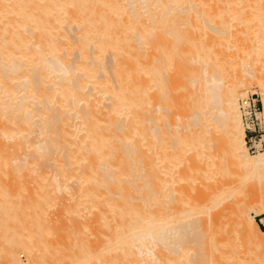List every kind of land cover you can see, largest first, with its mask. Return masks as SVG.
Instances as JSON below:
<instances>
[{
	"label": "bare ground",
	"instance_id": "1",
	"mask_svg": "<svg viewBox=\"0 0 264 264\" xmlns=\"http://www.w3.org/2000/svg\"><path fill=\"white\" fill-rule=\"evenodd\" d=\"M253 86L264 116V0H0V170L12 169L0 196L12 190L23 203L21 184L32 179L42 204L71 223L90 199L87 210L96 203L103 214L94 207L104 220L102 264H264L255 256L264 253V197H220L221 184L196 194L215 207L208 215L186 207L187 187L211 176L221 151L245 170L240 183L264 177L239 105ZM83 175L104 191L70 189ZM47 182L59 200L39 194ZM15 212L0 203L1 222ZM231 225L255 249L251 259L210 245ZM201 228L204 239L213 233L209 243ZM11 249L5 264L30 256Z\"/></svg>",
	"mask_w": 264,
	"mask_h": 264
},
{
	"label": "rangeland",
	"instance_id": "2",
	"mask_svg": "<svg viewBox=\"0 0 264 264\" xmlns=\"http://www.w3.org/2000/svg\"><path fill=\"white\" fill-rule=\"evenodd\" d=\"M246 91H245V98L242 97V98L239 99V105H241L240 104V101L243 102V100L246 99V100H248L251 103V105H252L251 107L253 109H254V107H253L254 104H256V108H257V106L259 108L258 111H257V113H258V117H259V125H260L261 132L258 133L259 136L256 139H250L248 141L247 138H246V145H247V147L249 149V152H250L251 156H257V155H259L261 153H264V116L262 115L263 104H262L260 95L258 93L257 87L253 86V88L251 87V89L246 90ZM241 99H243V100H241ZM240 111H241V106H240ZM243 119H244V122L245 123L247 122L250 125L251 124H254L255 125V122L252 121V118L250 116H246ZM259 139H260V141H258ZM219 155L220 156L217 159V161L219 162L218 163L219 166H218V168H216L214 170L215 172L213 171L214 173L212 172L211 173V176L206 177L207 179L205 178V179H203V181L201 179V182H200V180H196L193 184L191 183V186L190 187H187V190L189 191V193H188V191H186V193L188 194V199L187 200H188L189 203H187V206L186 207H188L187 209H190V211H189L190 213H198V216H201V214H202V216L203 215L205 216V214L206 215L209 214L208 211L210 210V208L211 207H214V206L211 205L212 203L211 204H208V203H210L208 200H204L203 201L200 198L199 195L196 196V194L198 193L199 190L201 191L204 188L209 187V186H211V187L214 188L215 185L219 187V185L222 184L223 187L220 186L221 187L220 189L222 190L221 191L222 195L221 194H220L221 196L219 195L220 197H223V196L225 197L228 194L231 195V193L237 199H242V198L243 199H246L247 198V199H250V200H255V199H259L261 197H264L263 196L264 195V177H261L260 179L259 178H256V177H253L246 184L240 183L241 182V176H243V173L245 172V170L243 168L237 167V165L235 166L231 161H229L227 159L228 157H225L223 155L222 151H221V154H219ZM223 156L225 158V161H223L224 160ZM220 161H222V162L220 163ZM49 170H50V173H51L52 172V168H49ZM194 170L193 169H190L189 171H187V174H188V177L187 178H188V180H189V178H190L191 181L194 179L193 177H194V174L196 173ZM262 171H263V169H262ZM11 172H12V169L0 170V181H4V180L9 179V176H10V173ZM53 172H55V170H53ZM212 176H214V177H212ZM88 177L90 179V176H88ZM88 177H86V176L83 175L82 180H79L80 182L82 181L83 183L81 182L80 184L78 183L79 177H76L78 179H76L73 183L70 182L71 183L70 184V189L72 188L73 191H76V190L78 191V189H83L84 192H85V191H87L86 188L89 189V187H90V190H91V188H92L91 185L93 183L91 184L90 182H92V181H89V179L87 180ZM30 178H32V177H30ZM176 178H177V176H176ZM176 178L173 177V179H171V182L173 183L172 186L175 185L174 183H176V185L180 183L179 177L177 178L178 180ZM94 179H95V184L94 185H96L97 183L98 184L100 183L99 180H96V178H94ZM174 179H176V181ZM29 180H31L30 183H28ZM29 180L26 181L27 184H26V182L24 183L23 181H22L23 182L22 184L20 182L21 187L22 188L25 187L24 188V191L22 190L21 192H24V195L25 196H26V194H29V196L28 195L27 196L30 197L28 199V198H26L27 196L26 197L23 196V198H24V199H22V202L23 203H20L21 202L20 199L22 198V196H21V198H19V195L15 191H12V190H5L2 193V196H0V203H2L4 205L10 206V209L12 208L13 210L15 208V210L17 212V213L15 212V215L17 214L16 215V219L12 216L13 217L12 219L11 218H8L7 220H4V221L2 220V222L0 221V264H5L6 263L5 262L6 261V259H5L6 256L4 258V261L1 258H3V255H6V254L9 253V252H6L5 253L7 244H8V246L10 248L17 249L16 250V251H18L17 253L22 252V250L25 249V248L27 249V251H29L28 253L30 254V256L27 253H24L23 252L22 255H21V257L19 258L20 262L23 263V264L24 263L27 264L30 261L32 262V263L30 262L31 264H42V263L43 264H48V263L49 264H51V263L52 264H54V263L55 264H59V263L60 264H65L66 261H67L66 264L67 263L70 264L72 262H75V260H77V259H78V261H80L79 259H80L81 256H83L84 253L88 255V256L86 255L85 258H84V260L86 262L85 264H88V263L89 264H95V263L96 264H99V263L102 264L103 263V254H104V252H103L104 251L103 250V247L104 246L103 245L105 243V241H104L105 240L104 239V235H102L104 233V226H103L104 223H102L104 220H101V219L99 220V217L102 218L103 214L99 212V210L101 208H99V207L97 208L98 205L96 206V203H95L96 201H93L95 203V205L92 204V206H94V207L96 206L95 209H97V210L99 209L98 210L99 213H97V210H95L94 207H92L91 205H90V207H92L93 209L90 208V211L87 210L88 207H89L88 205L91 204L92 201H91V203H88V202H90V199H86L85 200L84 197H83V200L81 202L82 204L80 203L81 204V207H80V211H79L80 214H81L80 215L81 216V219H79L80 218L79 216H77V218L79 220H81V221L83 220L82 222H84V223L80 222L76 218H73L72 219V222L73 223H71L70 222L71 219L70 218H66V217H62V215H59L60 213L58 212V210H55V209L52 208V210H53L52 211V210H50L51 208L50 209H49V207L47 208V204L46 203L43 202V204H42V201L44 199L40 198V196L38 198L37 197V193L34 190V188L37 189V187L35 186L36 181H35V184H34V183H32L33 182L32 179H29ZM91 180H93L92 177H91ZM87 181H88V183H87ZM96 181H97V183H96ZM205 182L208 183V184H206ZM47 183H49V182H47ZM47 183H45V185H43V187L46 186L45 189H44V191H43V189H41L43 192H41V190L39 189V191L41 192V193L39 192V194H41V196H43V194H45V193L48 194V193L51 192L50 193V196H52L53 198H57L56 201L59 200L58 198H60V196L56 195L57 194L56 191H53L54 194H55V195H53L52 194L53 192L51 190V189L56 190L55 189V187H56L55 185L56 184H54L53 182H50L49 184H47ZM195 183H197V185ZM67 185H69V182L67 183ZM87 185H88V187H87ZM99 185H101V183ZM99 185H98V187H99ZM206 185H208V186H206ZM26 186H30V187H26ZM51 186H53V188L49 189ZM61 186H63V185H61ZM202 186H203V188H201ZM65 187H68V186L64 185L63 188H65ZM101 188H99V191H100ZM195 188H198V189H195ZM95 189H96V187H95ZM92 190L94 191V187L92 188ZM101 190L104 191V189H101ZM61 191H63V189H61ZM95 191L93 193H95ZM99 191H96V192H99ZM175 191L177 193V189ZM57 192H60V191H57ZM58 194L62 195L64 193L61 194V192H60ZM6 195H10V197H9L10 199H7V202H6V199H4L5 198L4 196H6ZM22 195H23V193H22ZM233 195H231V196H233ZM44 196H46V195H44ZM198 196H199V198H198ZM61 197H63V195ZM159 197H162V196L159 195ZM162 199L164 200L165 198L162 197ZM4 200H5V202H4ZM39 201H41V202H39ZM159 201H161L160 198H159ZM227 201H229V199ZM29 203L31 205H29ZM36 203H37L38 206H36ZM162 203L158 204L159 206H157V208L160 209L159 210L160 212L163 211L166 214V210H165L166 209V206H164L165 203H166V201H163ZM208 205H210V206H208ZM84 206L85 207L87 206V207L85 208ZM160 206H161V208H160ZM163 206H164V208H162ZM206 206H207V208H206ZM193 207H194V209H192ZM260 207H262V205ZM208 208H209V210H207ZM37 209H39V210H37ZM211 210H212V208H211ZM93 211L95 213L94 216H92ZM101 211H102V209H101ZM96 213H97L98 216H99V214H102V215L99 216V217H97ZM164 213H162L163 216H164ZM42 214H44V215H42ZM54 215H55V217H54ZM95 216L97 218V221L96 222H94L95 221L94 220L95 219ZM18 217H19L20 220L18 219ZM44 217L46 219H47V217H52V218L54 217L55 218V219L53 218L54 219V222H53L54 224L53 223L50 224L49 222L46 223L47 221H45L46 219ZM92 217H93V219H92ZM17 220H19V221H17ZM256 220L258 221V223H259V220H262L263 221L264 220V212H262L258 217H256ZM65 222H67L68 224L67 223L65 224ZM79 224H81V225L79 226ZM43 225H44V227H47V229L43 228ZM49 225L51 226V229L52 230L50 229V226ZM53 225H54V227L52 228ZM64 227L66 229H64ZM73 227H75V228H73ZM89 227H90V229H89ZM229 227L231 229V230L229 229L230 231L227 228L225 229L222 226L221 227L222 228V231H221V229H219L216 232L215 237H211V238H213L211 240L209 239L210 242L212 243L210 245H213L212 248L215 250V253L216 252H219L221 250V248H224V247L227 248L228 247L229 249L228 248L227 249L230 252H231V248H232V250L234 249L236 251L235 252L233 250V252H235L234 255L237 253V256L239 258L246 260V259H249V256H250V259H251V254H255V249H252V247L249 246L248 242L245 239H243V237L241 236L239 230L237 231V228L234 225H231ZM42 229L43 230H47V231L46 232L45 231L43 232ZM261 229H264V228H261ZM67 230H69V231H67ZM204 231H205L204 228H203V232H202V228L200 229V233L202 232L201 233L202 234L201 236L203 237V240H205L206 237H208V236H212L211 234H213V233H209L210 235L206 236L205 239H204V236H205L204 235L205 234ZM50 234H52V236ZM53 234H54V236H53ZM63 234H65V235H63ZM92 235H93V237H92ZM37 236H38V238L36 239ZM102 236H103V238H102ZM95 237H97V240H96ZM71 238H72V240H71ZM45 239L46 240L48 239L47 241H50L51 240L50 241L51 243H49V242L46 241L48 243V245L50 244V246L47 245V243L45 242ZM259 239L264 243V239H263L262 235H259ZM206 240H208V239H206ZM209 240H208V243H209ZM59 241H60V243H59ZM100 241H102L104 243H102ZM86 243H87V245H86ZM42 244L43 245L46 244V245L43 246ZM75 245H77V246H75ZM4 246H6V247L4 248ZM48 247H49V249H48ZM50 247H52L51 250H50ZM95 247H97V248H95ZM28 248H29V250H28ZM82 248H84V249H82ZM14 249H11V250H14ZM52 249H54V250H52ZM44 251H45V253H44ZM53 252H55V253H53ZM82 252H84V253H82ZM233 252H231V253H233ZM81 253H82V255H81ZM77 254H79V255H77ZM256 254L257 255H255V256L257 258L260 257V256L264 257V253L263 252H257ZM49 256H50V259L51 260H49ZM97 257H98V259H97ZM54 258H56V259H54ZM28 260H30V261L28 262ZM97 260L99 262H96Z\"/></svg>",
	"mask_w": 264,
	"mask_h": 264
},
{
	"label": "built area",
	"instance_id": "3",
	"mask_svg": "<svg viewBox=\"0 0 264 264\" xmlns=\"http://www.w3.org/2000/svg\"><path fill=\"white\" fill-rule=\"evenodd\" d=\"M244 102H240L241 104V111H242V120H243V124L245 126V140L247 138V140L249 141L250 139H256L259 135L258 133L261 132V129H260V125H259V117H258V106L256 108V104L253 105L254 109L251 107V103L244 99L243 100ZM242 103H246V105L243 106ZM246 116H250L252 118V121L255 122V125L254 124H248L247 122L245 123L244 122V117ZM260 141V139L258 140ZM259 226L261 228H264V220H259Z\"/></svg>",
	"mask_w": 264,
	"mask_h": 264
}]
</instances>
